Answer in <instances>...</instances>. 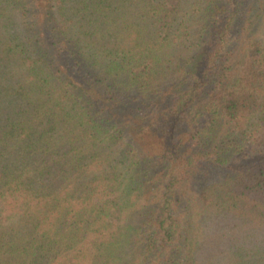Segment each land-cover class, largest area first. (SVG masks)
<instances>
[{
    "label": "trees",
    "instance_id": "trees-1",
    "mask_svg": "<svg viewBox=\"0 0 264 264\" xmlns=\"http://www.w3.org/2000/svg\"><path fill=\"white\" fill-rule=\"evenodd\" d=\"M0 264H264V0H0Z\"/></svg>",
    "mask_w": 264,
    "mask_h": 264
}]
</instances>
